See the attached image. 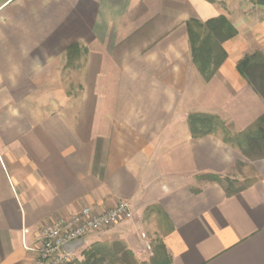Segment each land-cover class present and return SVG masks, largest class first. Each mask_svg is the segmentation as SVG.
<instances>
[{
    "label": "crops",
    "instance_id": "0c3cea01",
    "mask_svg": "<svg viewBox=\"0 0 264 264\" xmlns=\"http://www.w3.org/2000/svg\"><path fill=\"white\" fill-rule=\"evenodd\" d=\"M218 15L237 34L204 79L185 24ZM75 44L79 93L53 98L54 64ZM255 51L264 57V7L253 0H0V264H38L54 219L120 200L134 220L65 244L70 261L113 241L137 257L139 232H150L171 264H264V158L225 140L264 115L236 68ZM194 113L217 117L227 135L193 137Z\"/></svg>",
    "mask_w": 264,
    "mask_h": 264
},
{
    "label": "trees",
    "instance_id": "16d2710c",
    "mask_svg": "<svg viewBox=\"0 0 264 264\" xmlns=\"http://www.w3.org/2000/svg\"><path fill=\"white\" fill-rule=\"evenodd\" d=\"M253 3L264 7V0H253ZM186 28L192 62L203 78L208 79L226 58L221 47L222 42L234 37L237 30L224 15H218L204 22L190 19L186 22ZM78 51L76 44L70 46L67 49V57H76ZM236 68L264 101L263 55L259 51L245 55L237 63ZM188 128L193 137L211 134L218 129L222 130L225 136L227 135L223 122L217 117L207 114L189 115ZM225 140L233 143L248 159L264 158V115L241 135L226 136ZM203 177H209L214 181L219 179L213 175H203ZM237 190L239 189L233 188L231 185L227 194L230 195ZM148 211L157 214V216L161 214L160 209L156 206L150 207ZM164 219L165 216L162 215L159 224L162 225ZM67 264H138V262L123 242L113 241L111 243H96L83 251L82 260L69 261ZM150 264H171L170 256L159 240L153 246V257L150 259Z\"/></svg>",
    "mask_w": 264,
    "mask_h": 264
},
{
    "label": "built area",
    "instance_id": "2783aa9c",
    "mask_svg": "<svg viewBox=\"0 0 264 264\" xmlns=\"http://www.w3.org/2000/svg\"><path fill=\"white\" fill-rule=\"evenodd\" d=\"M134 220V213L128 201L120 200L114 206L98 212L84 207L69 215L53 220L41 234L40 245L36 249L38 264H67L70 257L63 246L81 239L90 232H104L115 225ZM139 251L151 250L145 232H139Z\"/></svg>",
    "mask_w": 264,
    "mask_h": 264
},
{
    "label": "rangeland",
    "instance_id": "374dc122",
    "mask_svg": "<svg viewBox=\"0 0 264 264\" xmlns=\"http://www.w3.org/2000/svg\"><path fill=\"white\" fill-rule=\"evenodd\" d=\"M209 3L215 4L216 7H219V5H223V3H226L228 0H205ZM224 1V2H223ZM248 13H243V15L239 14V18L247 17ZM252 15V13H251ZM197 20V19H195ZM186 26V24H185ZM187 29V28H186ZM67 54V53H66ZM248 55V54H246ZM75 62H76V57H65V60H63L59 64H54V69L53 70H58L57 72H53L52 74V85H53V90H52V97L53 98H64L66 96L68 97H76V95L79 93V71L75 69ZM241 169H239V172ZM205 175H213L218 177V180H231L227 178H221L219 175L216 174H205ZM243 180H241L243 183H246L250 179V174L245 173V174H240ZM199 180L201 181H211V182H219L218 180H210L209 177H203V175L199 176ZM236 181V180H235ZM239 187V186H238ZM58 218V217H57ZM147 239H151L150 244H151V250L142 252L140 251L139 256H135L136 261L138 264L140 263H145V264H150V259L153 257V246L158 242V238L156 236L153 237L152 233L146 232Z\"/></svg>",
    "mask_w": 264,
    "mask_h": 264
}]
</instances>
